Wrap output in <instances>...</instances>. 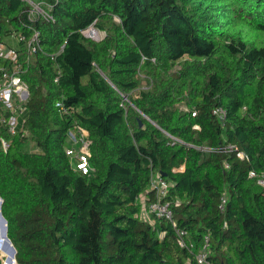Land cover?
I'll return each instance as SVG.
<instances>
[{"label": "trees", "instance_id": "16d2710c", "mask_svg": "<svg viewBox=\"0 0 264 264\" xmlns=\"http://www.w3.org/2000/svg\"><path fill=\"white\" fill-rule=\"evenodd\" d=\"M46 1L49 22L0 0V38L37 31L41 45L25 65L15 44L29 95L14 134L0 108L16 263L198 264L207 245V264H264V187L248 177L264 173V43L250 40L264 35V0ZM91 25L101 41L82 35ZM78 128L87 174L66 153ZM156 173L176 228L145 213Z\"/></svg>", "mask_w": 264, "mask_h": 264}, {"label": "built area", "instance_id": "2783aa9c", "mask_svg": "<svg viewBox=\"0 0 264 264\" xmlns=\"http://www.w3.org/2000/svg\"><path fill=\"white\" fill-rule=\"evenodd\" d=\"M22 1H24L29 6L28 13L31 19L38 18L46 22L54 20L50 13L51 5L48 4L46 0ZM102 34L103 33L97 31L93 25L82 31V35L86 39L94 42L101 41L103 38ZM9 39L15 40L17 43H25L27 50V57L24 58L25 65L28 64L31 56L41 51L40 35L37 31H34L29 38L21 34L18 36H12ZM15 44L16 43H9L8 39L4 40L0 38V108L2 110H9L11 113V116L6 121V124L8 126L9 132L12 134H14L15 128L17 126V117L24 111V103L27 101L29 95L28 87L21 78V71H23L21 69L25 65H21L20 52L19 49L15 47ZM57 78L54 79V81H56ZM55 106L59 108L60 111L65 112L62 103L58 102ZM214 114H216L220 119L224 118V111L221 109L215 110ZM0 123H5V119H3V117H0ZM195 128L198 129L196 126ZM86 136L87 132L81 128H78V136L73 132L68 133L69 140L71 139L74 144L70 142L72 147L67 149L66 153L68 156H74L76 158V169L82 174H87L90 170L88 163L89 143L85 139ZM2 147L4 150H6L8 143L2 141ZM229 148L230 150L233 149L232 146H229ZM236 157L240 160H247V158L241 152H238ZM248 177L256 179L257 185L264 187V173L257 174L254 171H249ZM170 186L171 183L165 181L159 173L154 175L151 187L152 189L156 190L158 201L149 204L145 210V213L153 215L157 218L165 219L172 224L173 228H176L170 202H160V199L167 194ZM226 201V195L222 194L219 204L220 210L224 209ZM176 235L178 245L182 248H185L187 237L186 232L176 229ZM190 247H192V245H190ZM208 254L207 245H204L195 256L197 263L207 264Z\"/></svg>", "mask_w": 264, "mask_h": 264}, {"label": "rangeland", "instance_id": "374dc122", "mask_svg": "<svg viewBox=\"0 0 264 264\" xmlns=\"http://www.w3.org/2000/svg\"><path fill=\"white\" fill-rule=\"evenodd\" d=\"M102 36H103V34H102ZM250 37H251L250 40L254 39L255 43H257V44H263L264 43V35H262V34L256 35V34L250 33ZM9 42L10 43H17V42H15V40H9ZM177 68L178 67L176 66V69ZM180 107H182V106H180ZM182 108H184V107H182ZM70 142L72 144H74L71 139H70ZM5 241H6V239L3 237L2 231H1V228H0V254L3 255L5 259L7 258V259H11L12 260V263L5 262V264H14V259H13L14 258V254L12 256V248L10 246H8Z\"/></svg>", "mask_w": 264, "mask_h": 264}, {"label": "water", "instance_id": "95a60500", "mask_svg": "<svg viewBox=\"0 0 264 264\" xmlns=\"http://www.w3.org/2000/svg\"><path fill=\"white\" fill-rule=\"evenodd\" d=\"M1 205H2V200L0 199V228H1V231H2L3 237L6 239V241H5L6 244L12 248V256L14 254V258H13L14 259V264H17L16 261H15V254H16L15 249L12 246L10 240L7 237V222H6L5 218L2 215ZM0 258L2 259L3 264H5V262L12 263L11 259H7V258L5 259L4 256L1 255V254H0Z\"/></svg>", "mask_w": 264, "mask_h": 264}, {"label": "crops", "instance_id": "0c3cea01", "mask_svg": "<svg viewBox=\"0 0 264 264\" xmlns=\"http://www.w3.org/2000/svg\"><path fill=\"white\" fill-rule=\"evenodd\" d=\"M142 198L144 200L145 197L143 196ZM143 217L146 218V219H149L148 216L145 213H144ZM150 223H153V221L151 220Z\"/></svg>", "mask_w": 264, "mask_h": 264}]
</instances>
